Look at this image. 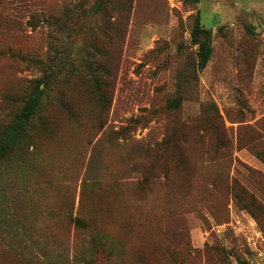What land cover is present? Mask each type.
<instances>
[{
	"label": "rangeland",
	"instance_id": "obj_1",
	"mask_svg": "<svg viewBox=\"0 0 264 264\" xmlns=\"http://www.w3.org/2000/svg\"><path fill=\"white\" fill-rule=\"evenodd\" d=\"M104 2L0 0V129L44 71L66 100L54 86L46 128L33 123L42 199L75 214L93 180L115 185L114 217L95 222L110 251L59 221L70 254L94 245L88 264H264V0ZM197 18L211 30L203 69ZM150 157L167 177L155 171L143 190Z\"/></svg>",
	"mask_w": 264,
	"mask_h": 264
},
{
	"label": "trees",
	"instance_id": "obj_2",
	"mask_svg": "<svg viewBox=\"0 0 264 264\" xmlns=\"http://www.w3.org/2000/svg\"><path fill=\"white\" fill-rule=\"evenodd\" d=\"M104 3V0H95L93 9L104 6ZM82 5L83 1L80 2ZM192 40L197 44V66L203 69L212 53L211 30L201 27L198 18L192 29ZM51 79L47 71L42 77L32 79L18 111L0 129V248L3 256L8 258L6 264H88L94 245L88 246L87 250L85 247L73 246L70 254V243L60 237L63 232L57 228L59 221L67 220L77 231H88L91 245L97 240L105 251H110L113 246L110 235L101 231L95 223L101 218L114 217L111 209L116 206L113 202L117 201V194L112 183L93 180L88 189L80 192L79 213L75 214L73 203L59 208L46 197L42 199V192H45L47 185H40L42 176L32 162L35 157L33 149L37 146L33 139L36 134L33 123L37 119L39 128H46V120L39 115V111L42 98L54 86L59 89V103L62 105L66 101L60 82L52 85ZM92 85L98 91L102 87L97 78L93 79ZM94 95L100 102L106 96L104 93ZM177 105V101L169 104L171 107ZM63 108L72 115L70 107ZM127 127L124 126L118 132L127 130ZM166 142L165 138L163 154L167 150ZM140 153L144 157L142 150ZM164 169L165 164L159 158L145 160L141 171L142 189L146 190L149 177L155 171ZM167 172L166 169L165 177Z\"/></svg>",
	"mask_w": 264,
	"mask_h": 264
}]
</instances>
